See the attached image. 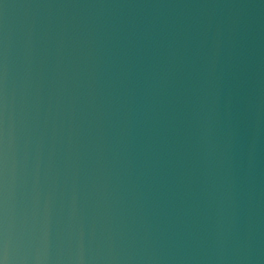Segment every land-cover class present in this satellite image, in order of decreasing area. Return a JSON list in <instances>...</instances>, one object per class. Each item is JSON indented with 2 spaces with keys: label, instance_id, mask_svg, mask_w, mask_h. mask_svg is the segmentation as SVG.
<instances>
[{
  "label": "water",
  "instance_id": "obj_1",
  "mask_svg": "<svg viewBox=\"0 0 264 264\" xmlns=\"http://www.w3.org/2000/svg\"><path fill=\"white\" fill-rule=\"evenodd\" d=\"M0 264H264V0H0Z\"/></svg>",
  "mask_w": 264,
  "mask_h": 264
}]
</instances>
